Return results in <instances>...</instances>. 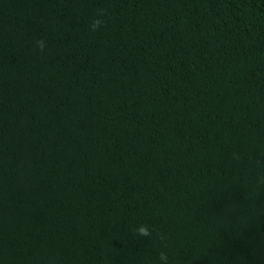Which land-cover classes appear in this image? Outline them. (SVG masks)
<instances>
[{
    "label": "trees",
    "instance_id": "trees-1",
    "mask_svg": "<svg viewBox=\"0 0 264 264\" xmlns=\"http://www.w3.org/2000/svg\"><path fill=\"white\" fill-rule=\"evenodd\" d=\"M262 178L264 0H0V264H264Z\"/></svg>",
    "mask_w": 264,
    "mask_h": 264
},
{
    "label": "clouds",
    "instance_id": "clouds-1",
    "mask_svg": "<svg viewBox=\"0 0 264 264\" xmlns=\"http://www.w3.org/2000/svg\"><path fill=\"white\" fill-rule=\"evenodd\" d=\"M105 15V10H98V16L99 17H103ZM102 23H104V21L100 18H96L92 21V24H91V30L92 31H96L100 28V26L102 25ZM36 47L39 48V50L41 52L44 51L45 47H46V44H45V41L40 39V40H37L36 41ZM264 179V178H262ZM135 233L139 236H144V237H147V236H150L152 233H151V229L146 225V224H141L139 225L138 227H136L134 229ZM160 239L163 241L166 239L165 236L161 235ZM159 260L162 262V264H167V261H168V256L165 252H161L160 253V256H159Z\"/></svg>",
    "mask_w": 264,
    "mask_h": 264
}]
</instances>
